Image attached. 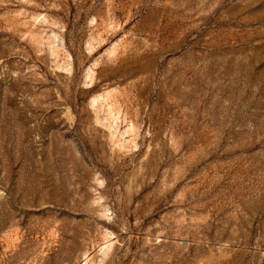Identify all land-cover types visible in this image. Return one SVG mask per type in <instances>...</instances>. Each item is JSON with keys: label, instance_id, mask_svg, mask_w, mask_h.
<instances>
[{"label": "rangeland", "instance_id": "obj_1", "mask_svg": "<svg viewBox=\"0 0 264 264\" xmlns=\"http://www.w3.org/2000/svg\"><path fill=\"white\" fill-rule=\"evenodd\" d=\"M0 264H264V0H0Z\"/></svg>", "mask_w": 264, "mask_h": 264}]
</instances>
